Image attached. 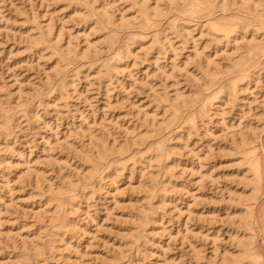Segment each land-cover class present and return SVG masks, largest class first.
<instances>
[{"label":"rangeland","instance_id":"rangeland-1","mask_svg":"<svg viewBox=\"0 0 264 264\" xmlns=\"http://www.w3.org/2000/svg\"><path fill=\"white\" fill-rule=\"evenodd\" d=\"M202 1L0 0V264H264V0Z\"/></svg>","mask_w":264,"mask_h":264},{"label":"bare ground","instance_id":"bare-ground-1","mask_svg":"<svg viewBox=\"0 0 264 264\" xmlns=\"http://www.w3.org/2000/svg\"><path fill=\"white\" fill-rule=\"evenodd\" d=\"M204 3H205V4H204ZM207 3H208V2H207ZM203 4H204V5H203ZM263 4H264V3H263ZM205 5H206V2H204V1H202V0H190V2H189V4H188L187 8L185 9V7H184L185 10L183 9V10H184L183 13H184V14H187V15H191V13H195V12L201 11V9H203ZM207 6H208V5H207ZM263 6H264V5H263ZM213 7H214V6H213ZM205 9H206V8H205ZM181 11H182V10H181ZM202 11H203V10H202ZM142 12H143V11H142ZM144 12H145V11H144ZM144 12H143V13H144ZM199 13H200V12H199ZM199 13H198V14H199ZM209 13H210V12H209ZM144 14H145V15H143V19H142V20H143V22L146 24V22L148 21L149 18H148V16H147L146 12H145ZM211 14H212V13H211ZM211 14H210V15H211ZM208 15H209V14H208ZM150 16H151V15H150ZM152 16H153V15H152ZM152 16H151V17H152ZM141 17H142V16H141ZM140 19H141V18H140ZM142 20H141V21H142ZM262 21H263V20H262ZM150 22H151V21H150ZM210 22H211V21H210ZM141 23H142V22H141ZM147 23H148V22H147ZM216 23H217V22H216ZM219 23H220V22H219ZM229 23H230V22H229ZM209 24L213 27V25H214L215 23H214V24H213V23H212V24L209 23ZM209 24H208V25H209ZM239 24H240V23H239ZM261 24H262V23H261ZM146 25H147V24H146ZM210 25H209V26H210ZM217 25H219V24L217 23ZM223 25H224V24H223ZM211 26H210V28H211V29H214L213 31H215V28H216V27H213V28H212ZM214 26H216V24H215ZM224 26H225V25H224ZM224 26H222V27H224ZM228 26H229V25H228ZM232 26H233V25H232ZM217 27L221 28L220 31H222V32H220V33H223V34L226 33L227 30H228V29H227V30L225 29L226 27L222 29V27H220V25L217 26ZM232 28H233V27H232ZM233 29H234V28H233ZM218 30H219V29L216 28V31H218ZM235 30H236V29H235ZM210 31H211V30H210ZM230 31H231V27H230ZM230 31H229V32H230ZM232 31H233V30H232ZM217 33H218V32H217ZM229 34H230V33H229ZM231 34H232V33H231ZM224 35H225V34H224ZM253 43H254V42H253ZM257 47H258V46H257ZM257 47H255L256 50H258ZM256 50H253V52L256 51ZM253 52H251V54H252ZM261 52H262V51H261ZM249 53H250V52H249ZM249 53H248V54H249ZM263 55H264V54H263ZM257 56H258V55H257ZM245 57H246V56H245ZM251 57H252V56H251ZM253 58H254V57H253ZM244 62H245V61H244ZM247 63H248V62H247ZM243 65H244V64H243ZM242 68H243V67H242ZM211 78H212V77H211ZM238 78H239V77H238ZM241 80H242V79H241ZM232 82H233V81H232ZM230 83H231V82H230ZM234 83H235V82H234ZM230 85H231V84H230ZM233 85H234V84H233ZM236 85H237V84H236ZM231 86H232V85H231ZM232 87H233V86H232ZM230 88H231V87H230ZM219 94H221V93H219ZM202 96H203V95H202ZM214 97H215V96H214ZM216 97H217V96H216ZM208 99H209V98H208ZM182 101H183V100H182ZM211 101H212V100H211ZM209 102H210V101H209ZM195 104H196V103H195ZM207 105H208V104H207ZM171 108H172V107H171ZM176 110H177V109H176ZM176 110H175V111H176ZM177 111H178V110H177ZM172 115H173V114H172ZM199 115H200V114H199ZM166 120H167V119H166ZM165 125H166V124H165ZM2 129H3V128H2ZM247 146H248V145H247ZM123 148H125V147H123ZM251 149H252V148H251ZM252 152H253V151H252ZM252 152H250V154H251ZM245 153H246V152H245ZM247 154H248L247 156H249V152H247ZM252 154H253V153H252ZM245 156H246V155H244V157H245ZM251 156H252V155H251ZM249 159H250V158H249ZM253 159H254V157H253L252 160H250V161L247 160L246 163H248L247 165H248L249 169L252 168V169H251L252 171L250 170L251 172L254 173V174L252 173V176H253V175H254V176L256 175L255 177L258 179V177H259V176H258V170H259V169H258V164H257V160H256V159L253 160ZM255 161H256V162H255ZM251 163H252V164H251ZM250 165H251V168H250ZM259 175H260V174H259ZM254 176H253L252 178H255ZM257 176H258V177H257ZM242 178H243V177H242ZM256 178L254 179V181H256ZM70 183H71V182H70ZM72 184H73V183H72ZM62 189H63V188H62ZM65 190H66V188H65ZM58 192H60V191H58ZM61 193H63V190L61 191ZM61 193H60V194H61ZM55 194H56V193H55ZM57 194H59V193H57ZM55 196H58V195H55ZM49 198H51V197H49ZM60 201H61V200H60ZM56 208H57V207H56ZM250 216H251V215H250ZM53 220H54V219H53ZM51 222H52V221H51ZM243 223H244V222H243ZM243 253H244V252H243ZM243 253H242L241 255H243ZM249 255L252 256L251 253L248 254V257H249V258H248L246 255H245V256H246V258L249 259V262H250V259H251V261H252V258H253L254 256H253V257H250ZM245 256H244V257H245ZM239 257H240V256H239ZM246 258H245V259H246ZM21 259H22V258H21ZM243 259H244V258H243ZM254 259H255V258H254ZM254 259H253V260H254ZM240 260H242V259H240ZM240 260H239V261H240ZM249 262H247V263H249ZM253 262H254V261H253ZM250 264H252V262H251ZM253 264H254V263H253Z\"/></svg>","mask_w":264,"mask_h":264}]
</instances>
